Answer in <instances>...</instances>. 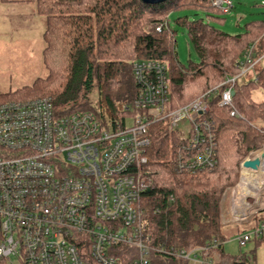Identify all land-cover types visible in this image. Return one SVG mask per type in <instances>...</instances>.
I'll list each match as a JSON object with an SVG mask.
<instances>
[{
  "label": "trees",
  "instance_id": "obj_1",
  "mask_svg": "<svg viewBox=\"0 0 264 264\" xmlns=\"http://www.w3.org/2000/svg\"><path fill=\"white\" fill-rule=\"evenodd\" d=\"M217 1L167 0L155 5L140 0L17 1L33 2L36 15L43 18L41 59L47 75L30 86L0 93V104L48 99L60 116L88 110L105 129H124L138 113L133 107L138 88L132 64L148 60L167 66L169 111L205 96L208 111L198 120L211 135L213 169L193 172L183 167L194 152L204 149L201 143L190 156L181 152L179 161L178 151L189 140L169 132L167 122L149 127L151 145L144 169L154 189L139 202L149 264H187L157 247L189 252L214 241L218 247L203 259L218 256L220 262L228 240L219 217L220 201L238 184L244 160L264 146V57L254 75L238 78L247 50L252 49L253 61L264 55V19L228 34L212 24L224 20L218 16L222 11ZM228 1L229 12L235 8ZM171 22L185 32L196 62L179 63ZM158 25L163 27L156 32ZM235 77L232 102L240 118L230 117V110L219 106L225 89L220 85ZM261 214L264 211L251 219V228L264 224ZM252 241L262 245L264 236Z\"/></svg>",
  "mask_w": 264,
  "mask_h": 264
},
{
  "label": "built area",
  "instance_id": "obj_2",
  "mask_svg": "<svg viewBox=\"0 0 264 264\" xmlns=\"http://www.w3.org/2000/svg\"><path fill=\"white\" fill-rule=\"evenodd\" d=\"M217 2L230 7L228 0ZM263 57L253 61L247 50L238 78L252 75ZM132 75L138 113L124 129H105L88 110L60 116L48 99L0 104V264H149L139 210L141 196L154 189L144 169L151 145L149 127L167 122L168 131L175 132L178 123H188L182 139L189 145L178 151V160L181 152L190 156L199 143L204 145L184 164L189 171L213 169L216 160L208 128L198 120L208 111L205 96L169 111L165 63L134 62ZM236 79L220 85L225 89L219 106L228 108L232 118H240L232 102ZM247 160L258 162L250 169L253 179L237 194L239 176L229 190L226 206L220 207L224 226L247 224L264 211V146ZM263 236L264 224L235 241L241 249ZM217 247L214 241L189 252L165 247L156 251L187 264H222L218 256L203 259ZM231 264H253V259L241 254Z\"/></svg>",
  "mask_w": 264,
  "mask_h": 264
},
{
  "label": "rangeland",
  "instance_id": "obj_3",
  "mask_svg": "<svg viewBox=\"0 0 264 264\" xmlns=\"http://www.w3.org/2000/svg\"><path fill=\"white\" fill-rule=\"evenodd\" d=\"M230 1L235 9L226 13L223 10L226 11L227 7L220 6L223 10L221 9L222 13L218 16L224 20L212 22L215 27L224 32L232 35L237 34L241 32V27L245 23L264 19V0ZM215 5L219 7L220 3L216 2ZM9 6L10 8L8 6L4 9L0 8V93L16 91L25 86H30L36 79L44 78L47 75L41 59L44 48L42 40L43 18L36 15L33 2L14 3L9 4ZM170 24L176 33L175 50L179 63L186 65L188 61L196 62L197 57L183 29L174 26L172 22ZM175 130L174 133H178L180 137L184 138L187 136L189 125L186 121L180 122ZM230 189H227L222 196L220 207L221 205H223V208L226 206ZM250 223L226 226L224 231L228 233L231 229H249ZM262 245H264V242ZM262 245L257 246L251 241L241 249L237 243L231 247L235 249V256L240 254L251 255L253 253L257 256V260H261L264 258V246ZM258 264L263 263L259 261Z\"/></svg>",
  "mask_w": 264,
  "mask_h": 264
},
{
  "label": "crops",
  "instance_id": "obj_4",
  "mask_svg": "<svg viewBox=\"0 0 264 264\" xmlns=\"http://www.w3.org/2000/svg\"><path fill=\"white\" fill-rule=\"evenodd\" d=\"M17 1H31V0H5V1L0 0V8L4 9L6 6H8L10 8L9 4H14V3H17V4L28 3V2H17ZM30 3H32V2H30ZM5 10H8V9H5ZM256 66L257 65H255V67L253 69L252 75H254V73H255ZM250 225H251V223H250ZM250 228H251V226H250ZM249 229H243L241 231L239 229H231L230 231H228V233H227L228 240L222 246V254H221V259H220V262L222 264H231L233 258L237 257V256H235V253H236L235 249L232 248L231 246L233 244H236L235 238L238 235L242 234L243 232H245ZM262 246H264V245H262ZM239 253H241V252L239 251ZM250 256L253 259V264H258L259 261H262V263L264 264V258H262L261 260H257V256L253 255V253H251ZM188 264H197V263L191 262Z\"/></svg>",
  "mask_w": 264,
  "mask_h": 264
},
{
  "label": "bare ground",
  "instance_id": "obj_5",
  "mask_svg": "<svg viewBox=\"0 0 264 264\" xmlns=\"http://www.w3.org/2000/svg\"><path fill=\"white\" fill-rule=\"evenodd\" d=\"M251 160H247L242 164V170H241V175H240V184L238 187L235 189L236 193L239 194L242 191H245L247 189V186L249 182L253 179V171H251L250 167H246V163H251Z\"/></svg>",
  "mask_w": 264,
  "mask_h": 264
},
{
  "label": "water",
  "instance_id": "obj_6",
  "mask_svg": "<svg viewBox=\"0 0 264 264\" xmlns=\"http://www.w3.org/2000/svg\"><path fill=\"white\" fill-rule=\"evenodd\" d=\"M140 1L142 3H144V4L155 5V4L163 3V2H165L167 0H140ZM232 97H234V92L232 93ZM257 164H258V162L257 161H254V162H251V163H246L245 166L254 169Z\"/></svg>",
  "mask_w": 264,
  "mask_h": 264
}]
</instances>
